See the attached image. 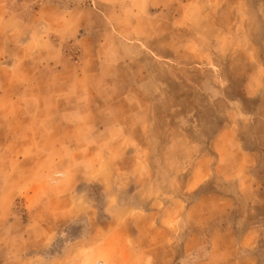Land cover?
<instances>
[{
  "label": "rangeland",
  "instance_id": "obj_1",
  "mask_svg": "<svg viewBox=\"0 0 264 264\" xmlns=\"http://www.w3.org/2000/svg\"><path fill=\"white\" fill-rule=\"evenodd\" d=\"M0 17L14 22L0 36L21 28L19 44L32 34L63 53L81 95L68 109L87 119L35 122L45 134L26 139L41 152L18 165L50 186L36 189L43 201L0 202V264H111L134 239L136 264H161L149 230L210 225L228 146L258 156L246 172L261 189L251 220L264 264V0H0Z\"/></svg>",
  "mask_w": 264,
  "mask_h": 264
},
{
  "label": "crops",
  "instance_id": "obj_2",
  "mask_svg": "<svg viewBox=\"0 0 264 264\" xmlns=\"http://www.w3.org/2000/svg\"><path fill=\"white\" fill-rule=\"evenodd\" d=\"M0 18V24H14L9 17ZM24 36L21 28L17 32H6L0 36L3 39V45H0V73L4 75L0 88V103L3 108L0 113V134L3 137L0 147V202H9L25 195L24 193H32L33 199L42 197L41 201L47 197L43 192L36 194V189L41 185L50 186L47 184L50 176L45 174L46 176L32 181L27 180L26 176L29 174L30 177L31 171L18 165L27 163L30 155L41 152L26 139L27 136L31 138V134L37 133L39 129L41 136L45 134L46 127H35V122L71 123L75 120H87L86 115L74 117L71 112L73 110H69L81 95L75 94V85L71 77L68 78L71 69L67 58L57 49H52L50 43L41 37L36 39L38 36L32 34L29 35L32 36L28 38L29 42L19 44ZM81 63L78 66V76L84 80L91 71L87 70L86 62ZM81 89L87 90V87L82 85ZM82 101V105L87 108L95 107L90 95H82ZM62 106L65 109L61 111ZM51 150H43L42 153L51 154ZM240 150L236 146L218 149L220 154L225 155L219 167L231 169L233 174L221 181L219 195L217 194L220 203L218 201L209 213L211 221L208 227L201 225L185 229L179 226H161L154 232L149 230V238H153L156 247L164 252L161 264H258L256 252L263 231L258 223L252 222L251 213L261 189L256 187L255 179L249 178L246 172L257 164L258 156L251 150L241 151V156ZM239 167L241 173L237 172ZM55 171L57 170L53 169L51 173ZM9 175L12 178L8 180ZM55 197L57 195L53 194L48 200L53 201ZM239 198H243V201L239 202ZM174 202L178 205L180 200L175 199ZM237 202L241 203V208L237 205V211L233 215ZM146 232L148 229L142 227L136 239H142L145 234L147 238ZM204 244H207L206 249H203ZM110 253L111 264H136L137 240L134 239L133 244L127 246L124 254L120 247L113 248ZM75 260L67 258L66 262L79 264V258Z\"/></svg>",
  "mask_w": 264,
  "mask_h": 264
}]
</instances>
